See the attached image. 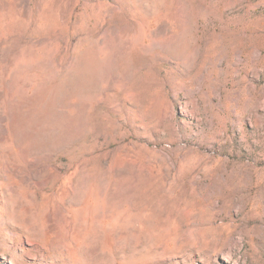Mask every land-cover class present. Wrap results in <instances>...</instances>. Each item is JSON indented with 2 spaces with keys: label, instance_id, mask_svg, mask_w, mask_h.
Returning a JSON list of instances; mask_svg holds the SVG:
<instances>
[{
  "label": "rangeland",
  "instance_id": "374dc122",
  "mask_svg": "<svg viewBox=\"0 0 264 264\" xmlns=\"http://www.w3.org/2000/svg\"><path fill=\"white\" fill-rule=\"evenodd\" d=\"M0 264H264V0H0Z\"/></svg>",
  "mask_w": 264,
  "mask_h": 264
}]
</instances>
